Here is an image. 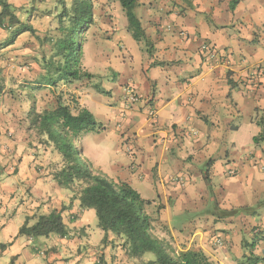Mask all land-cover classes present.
I'll use <instances>...</instances> for the list:
<instances>
[{
  "label": "crops",
  "instance_id": "crops-1",
  "mask_svg": "<svg viewBox=\"0 0 264 264\" xmlns=\"http://www.w3.org/2000/svg\"><path fill=\"white\" fill-rule=\"evenodd\" d=\"M7 1L26 22L27 0ZM138 4L152 55L128 28L122 46L141 100L124 107V89L112 85L115 96L103 101L113 106H104L89 87L75 89L74 105L102 123L82 140L84 156L96 173L128 183L150 201L146 213L154 235L175 250H201L216 264H249L245 256L251 254L264 258V139L254 140L264 131V76L255 85L243 83L253 66L264 63V0ZM18 29L0 27V264L154 259L151 253L130 257L123 240L99 226L96 210L81 207V187L58 184L62 158L41 142L31 122L34 112L50 107L33 91L40 78L30 72V33ZM204 42L230 63L209 62ZM231 164L235 176L227 175ZM53 210L61 211L69 236L20 233Z\"/></svg>",
  "mask_w": 264,
  "mask_h": 264
},
{
  "label": "trees",
  "instance_id": "trees-1",
  "mask_svg": "<svg viewBox=\"0 0 264 264\" xmlns=\"http://www.w3.org/2000/svg\"><path fill=\"white\" fill-rule=\"evenodd\" d=\"M118 1L134 39L145 41L147 51L152 55L151 40L136 14L138 0ZM0 5V27L17 24L18 34L35 31L31 24L20 21L14 7L7 0H0ZM59 18L61 23L69 18L70 26L63 39H51L55 53L49 59H44L45 74L37 81L36 86H56L61 80L71 82L92 76L80 64L83 37L93 20L92 3L89 0H76L72 8L64 4ZM31 122L37 129L41 142L53 145L62 158L63 166L56 174L58 184L64 188L83 184L80 191L81 207L96 210L99 226L120 237L123 240L122 246L130 257L141 258L146 253H152L154 259L147 260L144 264H216L201 250H175L170 243L156 237L152 231V218L146 213V206L150 201L143 199L128 183H117L96 173L91 163L82 158V140L87 134L102 127V123L89 109L72 105L58 97L54 107L34 112ZM262 139L264 131L254 138L256 142ZM234 212L236 211L232 210L230 213ZM20 233L30 237L50 234L66 237L69 236V229L63 221L61 211L53 210L48 215L39 216L35 224H25ZM245 258L249 264L264 262V258L253 254L246 255Z\"/></svg>",
  "mask_w": 264,
  "mask_h": 264
},
{
  "label": "rangeland",
  "instance_id": "rangeland-1",
  "mask_svg": "<svg viewBox=\"0 0 264 264\" xmlns=\"http://www.w3.org/2000/svg\"><path fill=\"white\" fill-rule=\"evenodd\" d=\"M89 1L92 3L93 20L83 37L80 64L92 76L71 82L61 80L56 86H33V91L36 90L42 105L52 108L56 105L58 97L72 105L79 103V96L74 91L87 87L91 89V93L95 97H99L103 101V99H111L115 96L112 85H119L122 89L134 85L128 76L132 71V60L123 54L125 46H122L124 44L122 34L128 28L125 26V22L128 21L120 2L118 0ZM75 2L76 0H27L25 3V21L35 29L34 32H29L33 57L30 72L34 78L43 77L45 74L44 59H49L55 53L51 39L53 38L55 41L63 39L70 26L69 18L60 22L59 14L63 5L72 8ZM139 43L145 51L148 47L145 41ZM121 98L124 100V96ZM99 103H104V106H113L107 100ZM124 107H127L125 103ZM89 140L90 138H87L85 142L89 143ZM82 143V147H84V141ZM82 147H80L81 156L86 162H89L84 156ZM81 185L83 184H77L76 187H81ZM150 256L155 257L152 253Z\"/></svg>",
  "mask_w": 264,
  "mask_h": 264
},
{
  "label": "built area",
  "instance_id": "built-area-1",
  "mask_svg": "<svg viewBox=\"0 0 264 264\" xmlns=\"http://www.w3.org/2000/svg\"><path fill=\"white\" fill-rule=\"evenodd\" d=\"M6 26L9 29L11 28V26H8V25H5L3 27L5 28ZM201 52L207 58L209 62L213 60L221 61L223 58L226 60L225 62H227L228 64L231 61L230 58H225L222 55H220V52L216 48V46L211 45L208 42H204L201 45ZM260 76H264V63H258L255 66H253L251 72L249 71L245 80H243V83L245 82V84L247 85H250V84L255 85V80ZM124 94H125L124 103L126 106H132L136 103H139V101L141 100L140 94L138 93L137 89L133 85L126 87L124 89ZM148 116L153 122L156 121L157 114L154 108H150L148 110ZM226 172L228 176H235L237 174V166H235V164L229 165ZM216 242L219 245H223L222 239H217Z\"/></svg>",
  "mask_w": 264,
  "mask_h": 264
}]
</instances>
